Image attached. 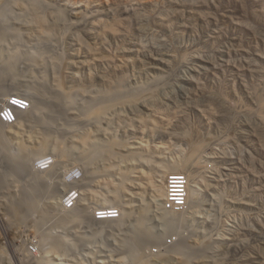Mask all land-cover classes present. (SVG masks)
Wrapping results in <instances>:
<instances>
[{"label":"rangeland","instance_id":"obj_1","mask_svg":"<svg viewBox=\"0 0 264 264\" xmlns=\"http://www.w3.org/2000/svg\"><path fill=\"white\" fill-rule=\"evenodd\" d=\"M28 2L0 0V93L44 106L0 138V264H264V0ZM100 98L102 119L81 123ZM89 143L107 154L87 159ZM45 159L50 184L32 179ZM173 163L197 200L166 230L147 183Z\"/></svg>","mask_w":264,"mask_h":264},{"label":"bare ground","instance_id":"obj_2","mask_svg":"<svg viewBox=\"0 0 264 264\" xmlns=\"http://www.w3.org/2000/svg\"><path fill=\"white\" fill-rule=\"evenodd\" d=\"M29 2L28 3H30V7H31V9H29L28 7V9L27 10H29L30 12H31V10L35 7H37V5H39V3L41 4V2H44V3H46L45 1L46 0H44V1H42V0H28ZM26 3V2H25ZM36 4V5H35ZM43 4V3H42ZM47 4H49V2L48 3H46V5ZM45 5V4H44ZM45 5V6H46ZM34 8V9H35ZM44 9V8H43ZM26 10V11H27ZM28 11V12H29ZM34 12H35V14L36 13H38V12H36L35 10H33ZM33 13V12H32ZM30 14V13H29ZM65 15V13H60L58 16L59 17H63L64 15ZM32 15V14H31ZM34 15V14H33ZM38 16V15H37ZM16 19V18H15ZM36 19H37V17H36ZM66 19V18H65ZM38 20V19H37ZM44 20V19H43ZM61 20V19H60ZM39 23H42L43 21H38ZM41 25H44V23L43 24H41ZM112 30V29H111ZM45 45V44H44ZM8 57V56H7ZM52 65V64H51ZM57 68V67H56ZM10 83V82H9ZM58 83V82H57ZM5 84V83H4ZM3 86V85H2ZM5 86L6 87H4V91H5V93L4 92H1L0 93V110H1V106L2 105H4L6 102H7V100L9 99L7 96H8V93L7 92H9L10 90H12V84L10 85V84H8L7 83V85L5 84ZM121 87V86H120ZM30 92V91H29ZM7 93V95H5ZM42 93V92H41ZM40 93V94H41ZM9 95H10V93H9ZM69 95V94H68ZM105 95V94H104ZM27 97H28V99L30 100V108L28 109V111L25 113V114H27V113H29V119L28 120H30V118H31V120L30 121H33L32 119L35 117V116H37L38 114H36L35 113V111L37 112V111H39L40 112V109H42L41 107H44V106H39L38 105V103H37V98L35 97V95H33V94H27ZM68 96L67 95H64V93L63 92H61V91H59L58 89L57 90H54L52 93H51V97H49V100H48V102L50 103V104H52L53 106H55V107H57V108H59V109H61V108H63L64 110H65V113H64V115H65V117H66V115L68 114V110H66V106L68 105L67 104V102H68V98H67ZM6 98H8L7 100H6ZM105 97L103 96V99H104ZM107 99L109 98V95L106 97ZM105 98V99H106ZM102 98H100V100H101ZM101 100V102H100V104H99V107H101L102 105H104V104H102V101L104 102V100ZM106 99V100H107ZM66 100H67V102H66ZM99 100V101H100ZM106 100H105V102H106ZM42 101V100H41ZM45 103V102H44ZM98 103V102H97ZM41 104V103H40ZM102 104V105H101ZM106 104V103H105ZM101 105V106H100ZM105 107V106H104ZM88 109H90L89 107H88ZM43 110V109H42ZM41 110V111H42ZM86 110H87V108H86ZM101 110H103V111H95V112H92L93 110H90L91 111V113H89V110H88V112H85V113H88V116H84V120H82V118H80L81 120H80V122L81 123H83V124H85V122H82V121H85V120H87V118L89 119V121H87V122H90L91 123V121L90 120H93L92 122H94V120H96V119H98L100 116L102 117V116H104V111H105V109L104 108H102L101 107ZM83 111V110H82ZM102 112H103V115H101L102 114ZM106 112V111H105ZM34 113V114H33ZM25 114H20V116H19V118H23V116H25ZM36 114V115H35ZM40 114V113H39ZM41 114H42V112H41ZM56 115V113H51V115L49 116V119L50 120H53L54 119V117H56L55 115ZM81 114H83L84 115V112H82ZM80 114V116H83V115H81ZM35 115V116H34ZM57 115H59V114H57ZM69 115V114H68ZM85 115H87V114H85ZM39 116V115H38ZM37 116V117H38ZM41 117V116H40ZM69 117V116H68ZM79 117V116H78ZM100 117V118H101ZM19 118H17V119H19ZM58 118V117H57ZM34 119H37V118H34ZM39 119V118H38ZM38 119L35 121V122H38ZM49 119L47 118V121H45V124H46V126H47V128L49 127H51V123H52V121L50 122L49 121ZM76 119H78L77 117H76ZM102 119V118H101ZM75 120V119H74ZM20 121V120H19ZM49 121V122H48ZM76 121H78V120H76ZM48 122V123H47ZM97 122V121H96ZM95 122V123H96ZM98 122H99V120H98ZM17 123H18V121H17ZM16 123V124H17ZM94 123V124H95ZM87 124H89V123H87ZM101 124V123H100ZM15 126V125H14ZM6 126H4V125H2L1 123H0V138H4L3 137V135H5V131L3 130V128H5ZM51 129V128H50ZM51 134V133H50ZM89 142V141H88ZM92 142V141H91ZM90 142V143H91ZM85 143H87V140L85 141ZM89 143V144H90ZM39 144V143H38ZM43 144V143H42ZM89 144H87V145H89ZM114 144V143H113ZM86 145V144H85ZM86 145V146H87ZM43 146V145H42ZM42 146L39 148V150L41 151V153H42ZM92 146V147H91ZM91 147V148H90ZM107 147V146H106ZM106 147H103V146H97V147H95V145H91L90 144V146H89V152L86 154V157H87V159H91L92 157H95L96 155H97V153H100V154H102L103 153V155H105V152L108 150ZM111 146H109L108 148H110ZM199 147V146H198ZM24 148V147H23ZM22 148V150H21V152L19 153L20 154V156L22 157V159L23 160H26L27 161V159L28 158H31V157H29V154H31L33 157H34V155H36L37 156V151L36 150H32V151H27L29 148H27L26 147V149L24 148L23 149ZM87 148V147H86ZM114 148V147H113ZM113 148H111V149H113ZM197 148V147H196ZM195 148V149H196ZM201 148V147H200ZM116 149V148H115ZM194 149V150H195ZM198 149V148H197ZM196 149V150H197ZM58 150L60 151V149L58 148ZM193 150V151H194ZM195 150V151H196ZM40 151H39V154H40ZM83 152H85V151H83ZM87 152V151H86ZM108 152V151H107ZM107 152H106V154H107ZM198 152V151H197ZM9 153V152H8ZM96 154V155H95ZM147 155V154H146ZM45 155L42 153V154H40V156H38L39 158H41V157H44ZM112 156V155H111ZM9 157V156H8ZM98 157V156H97ZM133 157V156H132ZM35 158V157H34ZM37 158V157H36ZM39 158H38V160H39ZM186 158H189V156L188 157H186ZM44 159V158H43ZM185 159V158H184ZM46 161H44L42 164L41 163H39L40 161H43V160H40V161H36L37 163H36V170L34 169L32 172H33V176H32V179L33 180H38L39 182H42L43 184H45V183H48V184H50V177L49 176H51V173H46V172H44V174H41V173H43V172H40V171H43V170H45V169H47L48 167H49V165H50V161L49 160H47V159H45ZM59 160V159H58ZM189 160V159H188ZM191 160H192V158H191ZM48 162H49V165H48V167H45V165L46 164H48ZM62 162V161H61ZM174 162V161H173ZM176 162H178V161H176ZM182 162H183V159H182ZM181 162V163H182ZM185 162H187L186 160H184V163ZM46 163V164H45ZM175 163V162H174ZM171 164V167H169V169L170 168H172L169 172H168V176H166L167 174L165 173L164 174V172H166L165 170L164 171H162L163 173H162V175H160V185H157L159 182H158V180L156 181L155 180V182H158L157 184H155V182L154 181H152V180H150V182L149 183H147L148 184V186H149V190L150 191H153L156 195H158V197H160V200H163V197H164V192H165V199H166V192H167V189H168V184H169V182H168V179H169V176L170 175H175V171L176 172H178V171H183V169L182 170H179V169H177L180 165H181V163L179 164V163H177L176 165L175 164ZM184 163H183V165H184ZM188 163H189V161H188ZM24 164V163H23ZM41 165V166H39V165ZM187 164V163H186ZM22 165V164H21ZM28 165V164H27ZM162 165H160L159 167H161ZM185 166V165H184ZM167 167V166H166ZM34 168V167H33ZM65 168V167H64ZM157 168V167H156ZM168 168V167H167ZM174 168V169H173ZM32 169V168H31ZM159 169V168H158ZM25 170H27L26 168H25ZM156 170V169H155ZM174 171V172H173ZM49 172V171H48ZM68 172H69V170H68ZM174 174H173V173ZM184 172V171H183ZM29 173V172H28ZM172 173V174H171ZM68 174V173H67ZM39 175H41V176H39ZM62 175V174H61ZM64 175V174H63ZM73 176H74V174H73ZM72 176V177H73ZM123 176H125V175H123ZM61 177V176H60ZM62 178V177H61ZM64 178V177H63ZM121 179H123V178H121ZM62 180V179H61ZM61 180H59V181H61ZM47 181H49V182H47ZM74 180H72V182H71V184H73L74 185V182H73ZM121 181H123V180H121ZM189 183H188V189H187V191L185 190V192L187 193V201H186V206H187V204H188V207L191 209L194 205L193 204H195L196 203V200H197V198H196V195H197V185L196 184H191L190 183V181H191V179L189 178ZM192 182H194V181H192ZM115 183V182H114ZM177 183V182H176ZM63 185H65V187H67V186H70V183H65V182H63L62 183ZM122 184V183H121ZM121 184H120V180H119V186H121ZM199 184V183H198ZM110 186V185H109ZM71 188V187H70ZM110 188V187H109ZM148 188V187H147ZM121 188H117V187H112V190L111 191H108V192H110L109 194H108V196H109V199H111V200H113V199H115V200H117L118 198H119V193H120V190ZM165 189V190H164ZM72 191V190H71ZM199 191V190H198ZM27 194H28V192H27ZM62 194V193H61ZM66 196V195H65ZM64 196V197H65ZM107 198V197H106ZM28 199V200H27ZM24 202H25V204L27 205V207H29V208H27L28 210L29 209H31L32 208V203H31V201H29V198H26V199H24L23 200ZM67 201H69V200H67ZM18 202V201H17ZM70 202V201H69ZM68 202V203H69ZM165 202V204H166V201H164ZM23 203V202H22ZM159 203V202H158ZM13 204V203H12ZM29 204H30V206H29ZM191 205V206H190ZM16 206V205H15ZM159 207V206H158ZM160 207H161V205H160ZM188 207H187V209H188ZM26 209V210H27ZM161 209V208H160ZM163 209V225L165 226V228H166V230H167V228L168 229H170L172 226H173V224H174V221H175V219L178 217V216H180V218L182 219L183 217H184V214L185 213H183V212H181V213H174V212H170V211H167V210H165L164 209V207L162 208ZM12 210V209H11ZM142 211V210H141ZM184 212H186V211H184ZM160 213V212H159ZM158 214V213H157ZM14 216V215H13ZM159 217V216H158ZM161 217V216H160ZM72 218V217H71ZM179 218V219H180ZM138 219V218H137ZM58 221V220H57ZM180 222H181V220H179ZM178 221V222H179ZM102 222H107L106 220H103ZM110 222V221H109ZM138 222V221H137ZM98 223H101V222H99L98 221ZM141 224V228H142V226H143V218L141 217L140 218V220H139V225ZM108 226V225H107ZM139 230V229H138ZM141 231L143 232V233H145V234H147V231L144 229V227L141 229ZM180 240V239H179ZM178 243L176 242L175 244L173 243V245H170V248H173V250L175 249V250H178L177 248H178ZM208 245V244H207ZM181 248V247H180ZM192 248V247H191ZM204 248V247H203ZM203 248H201L200 249V254L201 255H203V252L205 251V250H203ZM195 250V249H194ZM177 252V251H176ZM198 252V253H199ZM146 258V257H145ZM145 258H143L142 259V264H149V261L147 260V259H145ZM181 264H190L186 259L185 260H183L182 262H181ZM203 264V263H202Z\"/></svg>","mask_w":264,"mask_h":264},{"label":"built area","instance_id":"obj_3","mask_svg":"<svg viewBox=\"0 0 264 264\" xmlns=\"http://www.w3.org/2000/svg\"><path fill=\"white\" fill-rule=\"evenodd\" d=\"M29 108H30V100L26 96L17 93L11 94L7 102L1 106L0 123L5 126H14L17 123L18 121L17 118H19L20 114L22 113L25 114ZM44 161L46 160L40 161L39 163L42 164ZM48 165L49 162L48 164L45 165V167H48ZM188 180H189L188 176L183 172L175 173V175L169 176L168 179L169 184L166 192L167 197L165 199L166 204L164 202L163 205L165 210L174 213H181L186 210L187 193L185 192V190L187 191L188 189V183H189ZM64 194L66 196L63 197L61 200V204H60L61 209L68 210L71 209L73 206L75 207V203L79 200L80 196H78L75 191L69 192V190L67 192H64ZM67 200H69L70 202ZM106 212L107 213L97 214V217L99 219H104L105 216H109V218H113V219L118 218L119 215L118 209H114L113 212L112 211L110 212V210ZM166 241L168 244L173 243V240L171 238L170 239L167 238ZM30 250H31V252H29L30 255L34 256L33 253L36 252V249L30 248ZM6 264H10L7 258H6Z\"/></svg>","mask_w":264,"mask_h":264},{"label":"clouds","instance_id":"obj_4","mask_svg":"<svg viewBox=\"0 0 264 264\" xmlns=\"http://www.w3.org/2000/svg\"><path fill=\"white\" fill-rule=\"evenodd\" d=\"M3 125V124H2ZM5 126V125H4Z\"/></svg>","mask_w":264,"mask_h":264}]
</instances>
